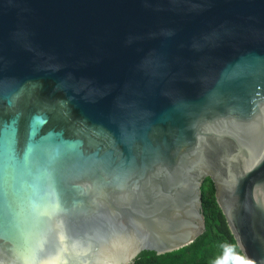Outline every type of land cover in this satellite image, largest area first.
<instances>
[{
  "label": "water",
  "instance_id": "water-1",
  "mask_svg": "<svg viewBox=\"0 0 264 264\" xmlns=\"http://www.w3.org/2000/svg\"><path fill=\"white\" fill-rule=\"evenodd\" d=\"M0 176V264L178 250L207 177L264 264V0H0Z\"/></svg>",
  "mask_w": 264,
  "mask_h": 264
},
{
  "label": "trees",
  "instance_id": "trees-1",
  "mask_svg": "<svg viewBox=\"0 0 264 264\" xmlns=\"http://www.w3.org/2000/svg\"><path fill=\"white\" fill-rule=\"evenodd\" d=\"M201 193L206 222L203 234L191 244L165 254L144 250L134 264H236L237 257L242 264H247L217 201L211 177L203 181Z\"/></svg>",
  "mask_w": 264,
  "mask_h": 264
},
{
  "label": "snow or ice",
  "instance_id": "snow-or-ice-1",
  "mask_svg": "<svg viewBox=\"0 0 264 264\" xmlns=\"http://www.w3.org/2000/svg\"><path fill=\"white\" fill-rule=\"evenodd\" d=\"M45 122L46 119L43 116L34 117L32 121L33 132L35 133L39 129V127ZM2 195H3V178L2 176H0V197H2ZM236 264H242L239 257L236 258Z\"/></svg>",
  "mask_w": 264,
  "mask_h": 264
}]
</instances>
